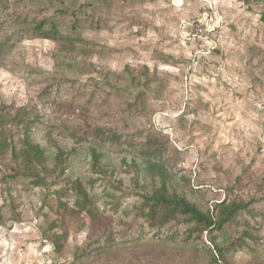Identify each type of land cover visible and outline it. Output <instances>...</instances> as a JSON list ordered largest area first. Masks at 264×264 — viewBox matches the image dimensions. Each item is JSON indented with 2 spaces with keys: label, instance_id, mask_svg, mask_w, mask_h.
I'll return each mask as SVG.
<instances>
[{
  "label": "rangeland",
  "instance_id": "rangeland-1",
  "mask_svg": "<svg viewBox=\"0 0 264 264\" xmlns=\"http://www.w3.org/2000/svg\"><path fill=\"white\" fill-rule=\"evenodd\" d=\"M263 12L253 0H0V127L17 150L28 132L49 158L68 153L60 193L32 183L10 149L0 156V264H224L209 232L140 215L138 193L156 184L140 153L148 133L168 145L171 189L204 209L248 203L212 236L248 229L227 262L264 264ZM40 20L58 33L37 35ZM86 121L125 143L62 129ZM75 179L101 215L93 230L64 210Z\"/></svg>",
  "mask_w": 264,
  "mask_h": 264
},
{
  "label": "trees",
  "instance_id": "trees-1",
  "mask_svg": "<svg viewBox=\"0 0 264 264\" xmlns=\"http://www.w3.org/2000/svg\"><path fill=\"white\" fill-rule=\"evenodd\" d=\"M256 3H264V0H253ZM264 20V12L262 14ZM45 20H40L36 24L39 31L37 35L48 37L51 34H57L58 28L55 22H51L48 31L44 30ZM62 129L65 135L71 137L74 141L98 140L109 141L118 145L125 143L121 131L116 126H106L92 124L88 121L83 124L63 125ZM4 129L0 127V156L5 157L8 150H11L12 160L17 165L22 163L24 171L31 178V182L40 187L50 189L57 178L64 175L67 163L66 157L68 153L62 148H58L53 157L49 158L45 150L38 142H34L28 132H23L22 138L18 141L19 149L16 148L15 139L7 138ZM168 150L166 142L158 136L148 133L145 136V142L140 153L145 157V168L147 173L153 179L154 184L149 190L139 192L140 215L148 222L150 227L161 228L165 225L175 223L188 224L189 234L202 235L209 232L210 239L213 243L214 257L219 263L228 264L226 254L237 247H241L246 243L247 238H251L252 234L248 229H243L240 233L232 236L223 244H216L212 232L221 231L226 226L232 224L237 216L249 208L247 202L223 199L220 202H214L209 208H201L197 203L188 199L185 195L170 188L171 171L169 163L164 159V153ZM93 158L97 160L98 153L93 149ZM124 162L130 166L131 170L138 172L136 162ZM19 167V166H18ZM70 189L75 192V201L72 207L64 205V210L69 211L76 217L87 216L90 219L92 230L97 228V224L101 221V215L97 206L94 205L87 189L79 179L73 180ZM51 192L60 193V188H51ZM0 214V223H2ZM55 248H60L61 244L52 241ZM88 243L87 245H89Z\"/></svg>",
  "mask_w": 264,
  "mask_h": 264
}]
</instances>
